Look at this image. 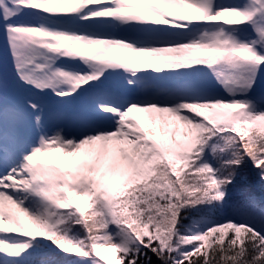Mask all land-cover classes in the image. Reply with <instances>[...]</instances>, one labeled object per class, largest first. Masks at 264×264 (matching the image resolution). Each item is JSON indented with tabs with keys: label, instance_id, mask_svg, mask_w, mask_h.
I'll use <instances>...</instances> for the list:
<instances>
[{
	"label": "snow or ice",
	"instance_id": "snow-or-ice-1",
	"mask_svg": "<svg viewBox=\"0 0 264 264\" xmlns=\"http://www.w3.org/2000/svg\"><path fill=\"white\" fill-rule=\"evenodd\" d=\"M0 37V264H264V0H0Z\"/></svg>",
	"mask_w": 264,
	"mask_h": 264
},
{
	"label": "trees",
	"instance_id": "trees-1",
	"mask_svg": "<svg viewBox=\"0 0 264 264\" xmlns=\"http://www.w3.org/2000/svg\"><path fill=\"white\" fill-rule=\"evenodd\" d=\"M248 168L251 169V165L250 164H249ZM246 171H247V169H246ZM254 171L255 170H252V172H254ZM238 187H240V188H247L249 193H254L258 197L261 196V195H264V192H262L261 187L256 182V179H255V176L254 175L251 176V183L250 184H247V185L241 184ZM240 198L241 197H240L239 192L234 191L233 192V199L235 200V199H240Z\"/></svg>",
	"mask_w": 264,
	"mask_h": 264
},
{
	"label": "rangeland",
	"instance_id": "rangeland-1",
	"mask_svg": "<svg viewBox=\"0 0 264 264\" xmlns=\"http://www.w3.org/2000/svg\"><path fill=\"white\" fill-rule=\"evenodd\" d=\"M2 39V37H0ZM147 71H152L151 69H147ZM165 71H170V69H165Z\"/></svg>",
	"mask_w": 264,
	"mask_h": 264
}]
</instances>
